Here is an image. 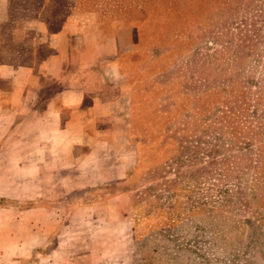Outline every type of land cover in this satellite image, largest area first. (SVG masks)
Instances as JSON below:
<instances>
[{
	"label": "rangeland",
	"instance_id": "1",
	"mask_svg": "<svg viewBox=\"0 0 264 264\" xmlns=\"http://www.w3.org/2000/svg\"><path fill=\"white\" fill-rule=\"evenodd\" d=\"M176 2L0 0V61H39L51 52V34L64 25L101 38L129 29L130 47L118 53L111 74L121 83L111 141L113 160L119 161L123 148L134 157L124 176L94 186L90 194L80 189L50 202L0 200V223L11 219L5 223L8 240L0 229V262L12 261L19 243L29 264H264V165L246 167L257 157L258 142L253 140L247 150L219 153L248 154L218 182L228 189L220 201L205 171L210 158L190 142L202 135V126L185 139H179L181 132L174 134L181 120L191 132L195 119L196 124L217 119L222 112L214 105L220 106L226 87L220 75L242 67L231 49L220 52L224 42L172 37L171 23L180 16ZM171 6L173 14L163 20L158 13ZM145 20L155 32L143 35L144 47L133 50L130 24ZM166 33L170 36L164 39ZM198 101L212 104L207 105L210 111L198 112ZM170 181L174 185L168 187ZM111 196L117 199L116 215L88 218L85 204L99 203L102 212L101 200ZM44 207L51 210L45 226L39 212ZM28 209H35L34 221ZM31 230L35 237L29 236ZM29 245L36 247L30 254L25 250Z\"/></svg>",
	"mask_w": 264,
	"mask_h": 264
},
{
	"label": "crops",
	"instance_id": "2",
	"mask_svg": "<svg viewBox=\"0 0 264 264\" xmlns=\"http://www.w3.org/2000/svg\"><path fill=\"white\" fill-rule=\"evenodd\" d=\"M47 42L51 52L39 61H0V200L50 202L80 189L90 194L94 186L124 176L134 160L127 148L113 160L111 141L121 99V83L111 74L118 53L130 47L129 29L101 38L64 25ZM116 203L111 196L101 200L102 212L99 203L83 207L88 218L107 220L116 215ZM39 212L45 226L51 210ZM27 213L34 221L35 209ZM10 220L0 223L7 240ZM31 233L35 237L36 230ZM16 247L13 260L0 264H29Z\"/></svg>",
	"mask_w": 264,
	"mask_h": 264
},
{
	"label": "trees",
	"instance_id": "3",
	"mask_svg": "<svg viewBox=\"0 0 264 264\" xmlns=\"http://www.w3.org/2000/svg\"><path fill=\"white\" fill-rule=\"evenodd\" d=\"M174 1H177L180 16H176L177 21L171 23L175 29L172 37L188 42L195 37L208 36L213 41L224 42L220 52L231 49L235 64H242L238 71H223L220 75L219 81L226 84V87L221 88V91L225 92L223 99L217 101L220 106L214 105L215 110L222 112L217 119L214 117V120L197 124L195 119L192 125L196 129L191 132L187 130V122L181 120L174 130V134L181 132L179 139H185L202 126L201 136L206 138L200 141L201 136L191 137L190 142H195L194 147L210 158L205 171L212 179V190L216 188V196L219 195L217 200L223 201L224 193L228 189L223 184L219 186L218 182L221 184L228 173L237 167L243 159L241 155L246 154L244 158L247 159L248 154L243 151L239 155L219 156L220 152L250 149L254 140L258 142L257 157L253 162L248 159L250 162L246 167L256 169L264 165V0ZM162 9L158 15L163 20L169 19L173 14L172 6ZM131 23L133 50H141L144 47L143 35H152L155 29L148 20ZM169 36L166 33L162 37L166 39ZM196 55L198 52L193 55V62ZM258 67H261V70L256 76ZM207 105L212 107L210 103L205 105V101L196 102L198 112L210 111ZM217 123L219 125H216ZM260 177L261 173L258 175V178ZM172 185L174 183L170 181L168 187Z\"/></svg>",
	"mask_w": 264,
	"mask_h": 264
}]
</instances>
